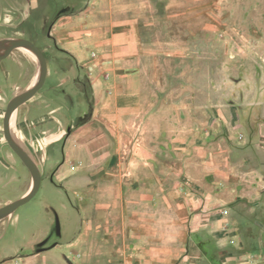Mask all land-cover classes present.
I'll return each instance as SVG.
<instances>
[{
  "label": "crops",
  "instance_id": "0c3cea01",
  "mask_svg": "<svg viewBox=\"0 0 264 264\" xmlns=\"http://www.w3.org/2000/svg\"><path fill=\"white\" fill-rule=\"evenodd\" d=\"M81 3L0 0V38L8 36L6 29L22 26V12L31 20L43 11L49 16L37 25L54 28L50 37L56 43L52 54L43 51L44 85L10 116L9 137L35 162L41 182L32 205L0 220V264H47L58 258L55 253L64 264H70V255L98 264H264V130L250 133L241 111L231 119L203 121L161 116V99L150 98L144 84L140 98L132 87L118 93L112 86L106 96L100 81L86 79L84 52L65 38V12ZM28 53L14 49L0 59V209L35 185L4 128L9 104L40 80L41 63ZM239 130L247 134L243 141L235 140ZM212 137L228 138L236 161L188 162L187 156L200 150L209 160ZM135 138L142 140L140 148H124ZM110 139L109 171L115 176L85 180ZM198 140L206 145L198 146ZM194 167L199 177L192 174ZM182 172L189 178L182 179ZM193 185L204 193L184 189ZM218 186L220 197L212 192ZM233 202L235 210L221 212ZM214 203L223 208L213 211ZM102 218L108 226H99Z\"/></svg>",
  "mask_w": 264,
  "mask_h": 264
},
{
  "label": "rangeland",
  "instance_id": "374dc122",
  "mask_svg": "<svg viewBox=\"0 0 264 264\" xmlns=\"http://www.w3.org/2000/svg\"><path fill=\"white\" fill-rule=\"evenodd\" d=\"M65 13L69 20L66 41L84 52L86 79L95 77L100 81L102 93L106 94L112 86L118 93L132 87L140 98L144 84L150 98L161 99V116H181L185 120L195 116L203 121L223 115L231 119L241 111L250 133L258 135L264 130V0H82ZM28 14L22 12V26L15 32L6 29L8 36L0 38V54L7 53L18 38L33 39L36 46L52 54L56 43L50 36L54 28L37 25L48 18V13L37 11L33 20H27ZM23 46L26 45L16 50L29 52L40 66L36 52ZM89 84L86 83V94L90 93ZM89 120L90 116H86V123ZM246 135L239 130L235 140L243 141ZM227 140L212 137L207 147L209 160L200 150L199 154H189L187 161L198 166L205 161L235 162L236 151ZM112 141L108 140V145L97 153L96 167L86 169L85 180L113 179L114 174L109 171ZM141 141L135 138L123 146L136 144L140 148ZM204 144L206 140L197 141L200 147ZM245 157H251V153ZM200 172L194 167L192 174L199 177ZM186 178L188 173L182 172V179ZM231 188L236 193L237 187ZM184 189L198 195L204 193L194 185ZM220 189L221 186L214 187L212 192L220 197ZM30 205L32 202L19 210ZM224 206L227 209L221 212L227 214L230 207L235 210L238 204ZM219 208L223 206L214 203L212 210ZM108 223V218H102L99 226ZM101 248L106 249L107 245ZM55 254L58 258L47 264H64L59 259L61 253ZM69 261L98 264L74 255L69 256Z\"/></svg>",
  "mask_w": 264,
  "mask_h": 264
},
{
  "label": "water",
  "instance_id": "95a60500",
  "mask_svg": "<svg viewBox=\"0 0 264 264\" xmlns=\"http://www.w3.org/2000/svg\"><path fill=\"white\" fill-rule=\"evenodd\" d=\"M22 45L30 46L38 55V57L40 59V63H41L40 80H39V83L37 84V86H35V88L30 90L29 92H26V93L16 97L9 104V106L6 110V115H5V120H4V128H5V135L8 139L10 146L15 151V153L19 156V158L22 160V162L27 166V168L30 170L32 175L34 176L35 185H34L32 191L27 196H25L23 199L1 208L0 209V216H5V215L15 211L16 209H18L20 206L28 203L39 191L40 182H41V175H40V172H39L35 162L32 160V158L27 153H25L14 142H12L10 137H9V120H10V116H11L12 111L16 107L21 105L23 102H25L29 98H31L44 85L46 77H47V61H46L45 54L40 47L36 46L35 43L30 41L29 39L18 38V39L13 40L8 52L5 54H0V59L9 56L14 51V49H16L18 46H22Z\"/></svg>",
  "mask_w": 264,
  "mask_h": 264
},
{
  "label": "bare ground",
  "instance_id": "6f19581e",
  "mask_svg": "<svg viewBox=\"0 0 264 264\" xmlns=\"http://www.w3.org/2000/svg\"><path fill=\"white\" fill-rule=\"evenodd\" d=\"M23 48H27V46H23ZM12 119V118H11ZM34 183V182H33ZM4 218V216H0V220Z\"/></svg>",
  "mask_w": 264,
  "mask_h": 264
}]
</instances>
